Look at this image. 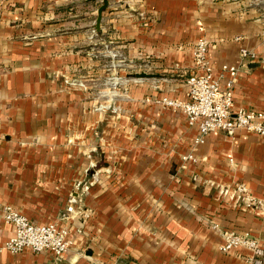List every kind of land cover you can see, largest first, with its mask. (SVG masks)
<instances>
[{
    "label": "crops",
    "instance_id": "crops-1",
    "mask_svg": "<svg viewBox=\"0 0 264 264\" xmlns=\"http://www.w3.org/2000/svg\"><path fill=\"white\" fill-rule=\"evenodd\" d=\"M101 4L0 0V201L72 238L60 259L28 248L0 252V264H252L247 248L219 250L204 218L264 243V136L213 131L194 146L198 130L159 100L186 97L204 36L216 74L242 47L256 53L234 104L264 110V0H109L97 30ZM114 71L119 93L100 96ZM236 183L262 207L221 194ZM0 228L1 241L13 233Z\"/></svg>",
    "mask_w": 264,
    "mask_h": 264
},
{
    "label": "built area",
    "instance_id": "built-area-1",
    "mask_svg": "<svg viewBox=\"0 0 264 264\" xmlns=\"http://www.w3.org/2000/svg\"><path fill=\"white\" fill-rule=\"evenodd\" d=\"M209 45V40L202 36L192 46L195 72L185 81L186 97L164 96L159 103L165 108L184 113L188 125L198 130L194 146L203 144L206 136L213 131H222L234 136L238 130L244 129L264 136V110L236 108L234 104V88L239 80L241 67L246 62L255 60L256 53L242 47L239 59L235 63H223L216 74L208 56ZM182 159L197 161L193 152L183 154ZM220 191L221 194L234 199L242 208L253 210L262 207L261 200L245 183L225 186ZM76 202L75 197L70 200L61 220H68L75 213ZM204 220L220 233L222 241L218 246L219 250L229 252L244 247L251 251L248 260L252 264H264V243L259 238L249 231L224 229L211 217ZM1 223L11 224L13 233L5 240H0V252L6 250L17 254L29 248L35 253L50 251L56 259H60L72 244L69 225L59 222L35 223L12 204L0 201Z\"/></svg>",
    "mask_w": 264,
    "mask_h": 264
},
{
    "label": "rangeland",
    "instance_id": "rangeland-1",
    "mask_svg": "<svg viewBox=\"0 0 264 264\" xmlns=\"http://www.w3.org/2000/svg\"><path fill=\"white\" fill-rule=\"evenodd\" d=\"M99 1H101V3H102V0H99ZM114 68L116 69V62L114 63ZM140 69V68H139ZM143 71H145V72H148V69L146 68V69H140V70H138V69H136V70H133V69H131L130 70V72H128V73H126L125 74V76H126V80H127V82L129 81V80H132V79H137L138 78V76H144V75H142V74H139V73H143ZM116 73H118V72H116V71H114V74L110 77V79L112 78V81H114V87L113 88H111V86L110 85H108V89H105V87H103L102 89H99L98 88V93H99V95L101 96V95H103L104 97H105V95H106V91L107 90H109V88H110V90H113V92H114V98H116L115 96H117V94L119 93V90H118V83L120 82L121 83V76L120 75H118V74H116ZM110 79H108V81L110 80ZM76 83H78V82H76ZM106 84V83H105ZM121 89V88H120ZM103 90V91H102ZM103 97V98H104ZM109 108H112L111 106H109Z\"/></svg>",
    "mask_w": 264,
    "mask_h": 264
},
{
    "label": "water",
    "instance_id": "water-1",
    "mask_svg": "<svg viewBox=\"0 0 264 264\" xmlns=\"http://www.w3.org/2000/svg\"><path fill=\"white\" fill-rule=\"evenodd\" d=\"M109 6V0H102V4L98 8V16L96 20V29L100 30L101 28V21L103 17V12L106 10V8Z\"/></svg>",
    "mask_w": 264,
    "mask_h": 264
}]
</instances>
